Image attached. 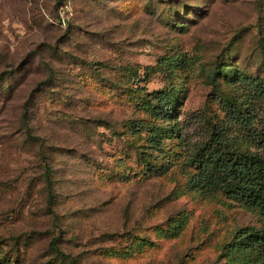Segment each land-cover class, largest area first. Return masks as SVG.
Segmentation results:
<instances>
[{"label": "rangeland", "instance_id": "374dc122", "mask_svg": "<svg viewBox=\"0 0 264 264\" xmlns=\"http://www.w3.org/2000/svg\"><path fill=\"white\" fill-rule=\"evenodd\" d=\"M238 76L264 82V0H0L6 264L222 263L239 228L264 229L256 211L188 187L185 146L166 175L142 174L126 127L158 124L141 104L173 89L188 148L211 124L242 134L230 118L249 90ZM179 212L181 229L164 234ZM135 236L152 243L120 255Z\"/></svg>", "mask_w": 264, "mask_h": 264}, {"label": "trees", "instance_id": "16d2710c", "mask_svg": "<svg viewBox=\"0 0 264 264\" xmlns=\"http://www.w3.org/2000/svg\"><path fill=\"white\" fill-rule=\"evenodd\" d=\"M218 70L216 68L215 75ZM238 80L248 87V95L239 98L238 103L232 102L230 118L234 126L243 131L242 134L223 122L211 124L206 132L207 139L199 146L188 148L183 134L184 124L178 120L176 94L173 89H168L153 92L141 104L151 119L159 121L158 124L134 120L126 125L128 131L134 132L133 142L129 144L136 149V162L142 166V174L146 172L151 176L166 175L179 154L175 148L181 153V147L185 146L183 163L194 167V172L188 176L189 188L209 197L221 192L228 200L264 217V114L259 123L262 128L256 127L258 110L254 104L256 101L260 103L264 113V82L249 76H238ZM172 140L177 141L175 147L168 145ZM46 168L45 179L51 184L50 169ZM120 168L115 165L113 173L117 175ZM177 194H180L179 188L173 196ZM185 219L184 212L177 213L169 219L168 228L163 233H177L183 225L181 220ZM151 243L146 236L132 237L131 244L121 249L120 255H130ZM220 247L217 258L224 260L214 264H264V229L239 228L231 240ZM0 264H6L4 256H0Z\"/></svg>", "mask_w": 264, "mask_h": 264}]
</instances>
